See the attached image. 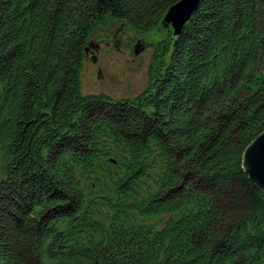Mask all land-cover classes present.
<instances>
[{"label":"trees","instance_id":"16d2710c","mask_svg":"<svg viewBox=\"0 0 264 264\" xmlns=\"http://www.w3.org/2000/svg\"><path fill=\"white\" fill-rule=\"evenodd\" d=\"M181 0H0V264H264V0H200L148 85L82 92L95 25Z\"/></svg>","mask_w":264,"mask_h":264},{"label":"rangeland","instance_id":"374dc122","mask_svg":"<svg viewBox=\"0 0 264 264\" xmlns=\"http://www.w3.org/2000/svg\"><path fill=\"white\" fill-rule=\"evenodd\" d=\"M115 26L117 21L112 19H106L103 23L95 25L89 41L98 42L106 38ZM169 30L171 27L164 28L160 25L143 36L128 27L124 36L127 49L120 52L112 42L107 51L102 53L101 65L105 68L103 79H98V72H95L91 61L85 58L82 68V92L85 95L105 94L114 99L138 96L148 85V69L154 45L165 39ZM139 45L144 50L136 54Z\"/></svg>","mask_w":264,"mask_h":264},{"label":"water","instance_id":"95a60500","mask_svg":"<svg viewBox=\"0 0 264 264\" xmlns=\"http://www.w3.org/2000/svg\"><path fill=\"white\" fill-rule=\"evenodd\" d=\"M200 0H181L168 10L161 26L171 27L173 35L178 37L182 34L185 25L190 21L198 8ZM144 49L138 46L136 54ZM87 51V48H86ZM244 167L250 180L259 188L264 190V133H262L250 146L244 154Z\"/></svg>","mask_w":264,"mask_h":264},{"label":"flooded vegetation","instance_id":"af4514ba","mask_svg":"<svg viewBox=\"0 0 264 264\" xmlns=\"http://www.w3.org/2000/svg\"><path fill=\"white\" fill-rule=\"evenodd\" d=\"M128 26L124 22L117 21V26L113 27L109 31L106 38L101 39L98 42H91L87 46L86 59L91 61L94 66L95 72H98L99 80L104 77V67L101 65L102 53L111 46V43H115L117 50L123 52L127 49L124 44V36Z\"/></svg>","mask_w":264,"mask_h":264}]
</instances>
